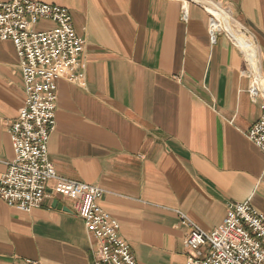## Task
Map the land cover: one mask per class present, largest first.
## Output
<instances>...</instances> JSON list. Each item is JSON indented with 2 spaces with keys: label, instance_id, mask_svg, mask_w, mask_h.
I'll return each instance as SVG.
<instances>
[{
  "label": "crops",
  "instance_id": "crops-1",
  "mask_svg": "<svg viewBox=\"0 0 264 264\" xmlns=\"http://www.w3.org/2000/svg\"><path fill=\"white\" fill-rule=\"evenodd\" d=\"M30 1L69 10L86 41L83 85L58 83L49 161L59 178L105 191L101 206L138 264H186L180 215L204 232L225 222L231 204L264 215V154L246 136L262 116L249 93L256 83L235 42H211L202 3L229 10L254 40L264 80V0ZM25 99L16 49L0 41V180ZM46 192L31 212L0 200V264H94L99 244L73 200L57 181Z\"/></svg>",
  "mask_w": 264,
  "mask_h": 264
},
{
  "label": "built area",
  "instance_id": "built-area-1",
  "mask_svg": "<svg viewBox=\"0 0 264 264\" xmlns=\"http://www.w3.org/2000/svg\"><path fill=\"white\" fill-rule=\"evenodd\" d=\"M210 14L211 42L222 34L233 42ZM181 20H188L187 5L182 7ZM41 23L55 27L40 31ZM0 41L12 42L16 49L26 94L24 107L10 126L15 158L0 180V200L22 212L41 209L48 197V183L57 181L60 193L73 200L87 232L99 244L94 264H138L129 244L120 237V224L101 206L105 191L59 178L49 161L48 144L56 130L58 83L65 79L83 85L84 79L86 41L77 35L71 13L30 0L0 3ZM246 73L253 83L248 65ZM249 93L253 102L261 101L262 116L246 136L264 154V94L251 88ZM180 220L189 228L186 264H264V215L249 202L231 204L225 222L211 232L202 231L184 215Z\"/></svg>",
  "mask_w": 264,
  "mask_h": 264
},
{
  "label": "bare ground",
  "instance_id": "bare-ground-1",
  "mask_svg": "<svg viewBox=\"0 0 264 264\" xmlns=\"http://www.w3.org/2000/svg\"><path fill=\"white\" fill-rule=\"evenodd\" d=\"M202 3L213 15H215L216 19L220 21L232 38L230 39L235 41L236 46H238V48L243 53L252 79L256 83V87L253 88V91L259 89L264 92V80L261 75L260 55L254 40L241 30L243 28H241V26H239V24L233 20L230 12L220 8L213 2L202 1Z\"/></svg>",
  "mask_w": 264,
  "mask_h": 264
},
{
  "label": "water",
  "instance_id": "water-1",
  "mask_svg": "<svg viewBox=\"0 0 264 264\" xmlns=\"http://www.w3.org/2000/svg\"><path fill=\"white\" fill-rule=\"evenodd\" d=\"M61 204H59L57 201L55 202V207H60Z\"/></svg>",
  "mask_w": 264,
  "mask_h": 264
},
{
  "label": "rangeland",
  "instance_id": "rangeland-1",
  "mask_svg": "<svg viewBox=\"0 0 264 264\" xmlns=\"http://www.w3.org/2000/svg\"><path fill=\"white\" fill-rule=\"evenodd\" d=\"M222 25V24H221ZM223 26V25H222ZM224 27V26H223ZM225 29V28H224ZM242 30V29H241ZM235 42V41H234ZM261 102V101H260Z\"/></svg>",
  "mask_w": 264,
  "mask_h": 264
}]
</instances>
